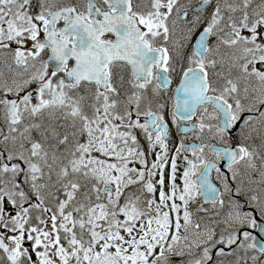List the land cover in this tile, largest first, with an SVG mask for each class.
I'll return each mask as SVG.
<instances>
[{
	"label": "snow or ice",
	"instance_id": "6c2138e0",
	"mask_svg": "<svg viewBox=\"0 0 264 264\" xmlns=\"http://www.w3.org/2000/svg\"><path fill=\"white\" fill-rule=\"evenodd\" d=\"M0 264H264V0H0Z\"/></svg>",
	"mask_w": 264,
	"mask_h": 264
}]
</instances>
